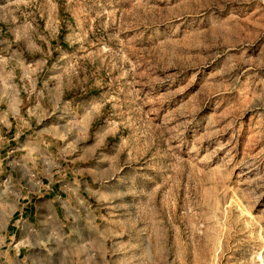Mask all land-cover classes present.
<instances>
[{
    "label": "rangeland",
    "instance_id": "374dc122",
    "mask_svg": "<svg viewBox=\"0 0 264 264\" xmlns=\"http://www.w3.org/2000/svg\"><path fill=\"white\" fill-rule=\"evenodd\" d=\"M12 261L264 264V0H0Z\"/></svg>",
    "mask_w": 264,
    "mask_h": 264
},
{
    "label": "crops",
    "instance_id": "0c3cea01",
    "mask_svg": "<svg viewBox=\"0 0 264 264\" xmlns=\"http://www.w3.org/2000/svg\"><path fill=\"white\" fill-rule=\"evenodd\" d=\"M7 237H10V235H8ZM20 252H21V248H20V247H17V253L15 254V252H14V255H13V256H15V259H16V260L19 259V254H20ZM16 262L18 263L19 261H16ZM16 262H15V261H12L11 264H16ZM18 264H19V263H18Z\"/></svg>",
    "mask_w": 264,
    "mask_h": 264
}]
</instances>
